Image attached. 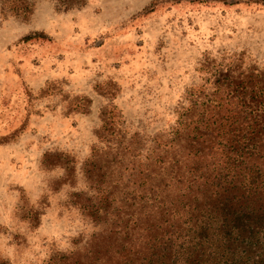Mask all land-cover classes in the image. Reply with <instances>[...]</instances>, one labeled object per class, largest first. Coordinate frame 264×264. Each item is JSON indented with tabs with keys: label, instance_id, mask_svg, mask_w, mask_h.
Returning <instances> with one entry per match:
<instances>
[{
	"label": "rangeland",
	"instance_id": "rangeland-1",
	"mask_svg": "<svg viewBox=\"0 0 264 264\" xmlns=\"http://www.w3.org/2000/svg\"><path fill=\"white\" fill-rule=\"evenodd\" d=\"M14 1L0 4V261L86 260L146 175L160 183L211 74L264 70V0H23L24 16Z\"/></svg>",
	"mask_w": 264,
	"mask_h": 264
},
{
	"label": "trees",
	"instance_id": "trees-1",
	"mask_svg": "<svg viewBox=\"0 0 264 264\" xmlns=\"http://www.w3.org/2000/svg\"><path fill=\"white\" fill-rule=\"evenodd\" d=\"M58 1L66 10L87 2ZM12 6L28 13L23 0ZM222 70L180 117L160 183L146 175L128 219L68 264H264V70Z\"/></svg>",
	"mask_w": 264,
	"mask_h": 264
}]
</instances>
